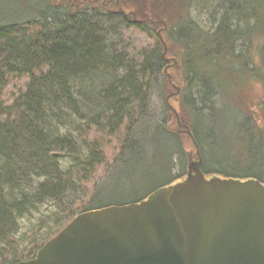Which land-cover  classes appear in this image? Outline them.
Instances as JSON below:
<instances>
[{
    "label": "trees",
    "instance_id": "obj_1",
    "mask_svg": "<svg viewBox=\"0 0 264 264\" xmlns=\"http://www.w3.org/2000/svg\"><path fill=\"white\" fill-rule=\"evenodd\" d=\"M206 1L220 9L217 14L213 11L217 17L210 25L193 16V7L205 5L204 0H43L35 21H0V263L33 257L79 212L124 204L96 205L100 194L96 182L116 162L125 160L126 150L139 145L136 126L147 115L160 76L169 82L164 67L170 66L167 54L171 52L176 59L171 78L181 89L175 97L189 110L179 111L180 120L191 128L200 146L204 173L254 177L264 183V0ZM109 33L117 38L111 45ZM163 35L168 44L165 53ZM112 69L115 73L107 75L112 82L104 77L97 83L100 73ZM258 81L262 94L252 98V82ZM87 85L84 95L89 102L97 93L90 88L101 89L97 95L103 102L89 107L99 108L75 133L55 131L50 115L55 117L65 107L78 110L76 93ZM236 92L245 106L235 124L250 155L245 173L229 159L206 162L205 141L210 137L211 143L216 137L213 120L235 103ZM177 125L180 129L171 128L168 120L158 128L176 139L177 149L182 150V133L193 140L178 121ZM187 157L185 170L159 186L186 176ZM62 158L76 161L65 169ZM45 201L59 206L56 230L20 249L19 219Z\"/></svg>",
    "mask_w": 264,
    "mask_h": 264
},
{
    "label": "water",
    "instance_id": "obj_2",
    "mask_svg": "<svg viewBox=\"0 0 264 264\" xmlns=\"http://www.w3.org/2000/svg\"><path fill=\"white\" fill-rule=\"evenodd\" d=\"M183 126L198 155L184 178L139 201L79 212L12 264H264V183L206 175Z\"/></svg>",
    "mask_w": 264,
    "mask_h": 264
},
{
    "label": "rangeland",
    "instance_id": "obj_3",
    "mask_svg": "<svg viewBox=\"0 0 264 264\" xmlns=\"http://www.w3.org/2000/svg\"><path fill=\"white\" fill-rule=\"evenodd\" d=\"M104 2H106V0H104ZM208 2L209 1L204 0L205 5L196 4L193 7V16L203 25H210V23L217 17L213 16V11L216 10L217 14L220 10L219 8L217 9L215 5H211ZM68 3L70 4V2ZM116 3L117 7L120 8L121 5L118 1H116ZM43 4V0H0V21H35L39 17L38 10L42 8ZM70 5L73 8L75 3L71 2ZM161 28L162 27H160V29ZM160 29L158 32L162 33L163 31ZM163 36L162 38L165 41V36ZM114 37V35L110 33L108 34L107 38L110 45L111 40H113ZM164 49L168 51L167 43L164 44ZM167 58L170 66L164 67V74H167L166 77L169 82L164 81V76L162 74L160 76V83L152 90L150 104L147 108V115L144 116L136 126L135 137L139 145L134 146V148L130 149L128 152H126L127 150L124 152L123 159H127L126 163H123L125 160L116 162L114 166L97 179L96 188L100 189V194L98 195L95 204L98 206L107 203H125L128 201H134L135 199L150 193V191L157 188L159 185L170 181L172 174L177 175L179 172L185 170V164L188 162L187 155L189 153L194 154L196 158L198 157L194 143L187 137V135H185V133H182V150H178V141L169 137L166 132L158 128L161 125L166 124L168 120L171 128H179L177 125L178 119L176 121L171 119L173 116L171 112V116L169 113L168 107H170V105L176 109L178 114L179 111H189L187 106L183 105L177 96L175 97V94L181 91L180 86L178 85L179 83L175 82V80L173 81L171 78L172 72H174L171 65L176 63L175 56L171 52L167 54ZM113 72L115 73L112 69L111 72L107 71L106 73H100L97 83H102L103 81H100V78H107V75H112ZM168 74L170 75V78ZM112 81L113 79H109V82ZM252 83L255 91L251 95L249 94V96L252 98L260 97L263 91V85L260 81ZM88 86L89 85L83 86L85 90L76 93L79 106L78 110H74L75 108L71 107H65L62 109V112L55 117L50 115L51 117H49V119L47 118L51 121V126L55 128V131L57 130L60 133H75V128L78 127L80 123L88 121L90 117H92L93 111L95 112V110L99 108L93 107L91 109L89 107L103 102V100L97 95L101 89L97 87L95 90H92L96 86L90 88L94 94L97 91V93L93 95L95 99L93 104V102H89L86 95H84L88 92ZM78 89L81 90L80 88H77V90ZM233 101L235 103L231 102L228 106H225V108L221 110L213 120L214 128L216 130L215 139L209 143L208 140L210 137H207L208 140L205 139V135L202 136V138L206 140L205 146L208 153L206 154L207 164L214 163L216 160L226 162L229 159L233 162L232 164L235 163L239 165L240 171L245 173L247 168L250 167L247 164L250 159H247V157L250 155L245 148L246 145L242 144V141L237 134V125H235L237 124V120L239 119V116H241V112L244 110L245 106L242 103V99L238 97L237 92L236 98ZM217 102L220 105L222 104L220 96H218ZM257 104L259 106V103ZM259 108L260 107H258L257 114H260ZM171 109L174 112L173 108ZM189 117H191L190 112L189 116L185 114L186 121H188L187 118ZM192 123H194V119L192 120ZM181 129L186 130L183 125L181 126ZM212 133L214 134V132H211V135H213ZM115 145V150L118 151L119 143H116ZM75 161L76 160L71 158H62L61 166L66 169L75 163ZM43 178L44 177L37 178L36 181L39 182ZM77 186L79 187V185ZM78 192L83 194L81 189L78 190ZM75 195L76 194L74 193L71 197H75ZM58 211V204L52 201H45L44 203L39 204L38 208L31 210L27 215L20 218L18 222V231L16 232V238L21 244L20 249L32 241H40L53 233L58 225V221H56L58 217L55 215ZM34 228L37 230H34ZM31 230H34V234H31L30 238L25 239L26 235Z\"/></svg>",
    "mask_w": 264,
    "mask_h": 264
},
{
    "label": "flooded vegetation",
    "instance_id": "obj_4",
    "mask_svg": "<svg viewBox=\"0 0 264 264\" xmlns=\"http://www.w3.org/2000/svg\"><path fill=\"white\" fill-rule=\"evenodd\" d=\"M169 65V64H168ZM189 158H190V161L192 162V161H196L197 160V158L194 156V154H192V153H189Z\"/></svg>",
    "mask_w": 264,
    "mask_h": 264
}]
</instances>
